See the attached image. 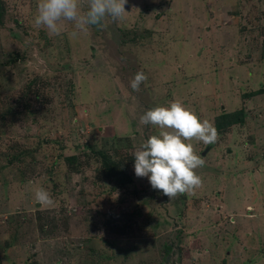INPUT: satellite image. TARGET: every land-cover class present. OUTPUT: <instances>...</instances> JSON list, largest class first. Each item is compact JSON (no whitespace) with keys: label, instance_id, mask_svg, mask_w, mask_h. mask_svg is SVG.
<instances>
[{"label":"rangeland","instance_id":"374dc122","mask_svg":"<svg viewBox=\"0 0 264 264\" xmlns=\"http://www.w3.org/2000/svg\"><path fill=\"white\" fill-rule=\"evenodd\" d=\"M37 2L0 0V264H264V0H127L75 38ZM172 101L218 139L169 199L134 153Z\"/></svg>","mask_w":264,"mask_h":264},{"label":"clouds","instance_id":"9594fccd","mask_svg":"<svg viewBox=\"0 0 264 264\" xmlns=\"http://www.w3.org/2000/svg\"><path fill=\"white\" fill-rule=\"evenodd\" d=\"M127 0H87L86 9L80 0H38L34 25L49 34L60 35L65 22L73 25L70 37L88 31L89 26L104 27V21L121 20L127 13ZM147 76L137 72L130 82L134 91H139ZM142 125H152L158 134L149 136L134 153V173L138 178H147L152 189L161 191L172 199L193 191L202 185L196 169L203 167L204 160L195 154L190 142L195 139L205 145L218 139L216 128L208 120L198 116L179 101H172L167 107L156 106L141 117ZM35 199L41 205L54 203L51 195L43 188H37Z\"/></svg>","mask_w":264,"mask_h":264},{"label":"trees","instance_id":"16d2710c","mask_svg":"<svg viewBox=\"0 0 264 264\" xmlns=\"http://www.w3.org/2000/svg\"><path fill=\"white\" fill-rule=\"evenodd\" d=\"M229 116H230V117H233V115H232V114H230ZM222 118H225V116H222Z\"/></svg>","mask_w":264,"mask_h":264}]
</instances>
